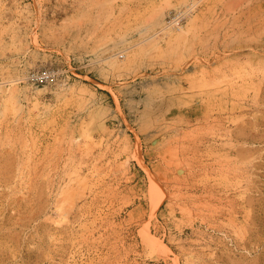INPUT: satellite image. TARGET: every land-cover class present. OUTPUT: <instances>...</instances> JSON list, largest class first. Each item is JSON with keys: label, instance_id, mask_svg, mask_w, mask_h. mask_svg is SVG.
Returning a JSON list of instances; mask_svg holds the SVG:
<instances>
[{"label": "rangeland", "instance_id": "rangeland-1", "mask_svg": "<svg viewBox=\"0 0 264 264\" xmlns=\"http://www.w3.org/2000/svg\"><path fill=\"white\" fill-rule=\"evenodd\" d=\"M0 264H264V0H0Z\"/></svg>", "mask_w": 264, "mask_h": 264}, {"label": "built area", "instance_id": "built-area-1", "mask_svg": "<svg viewBox=\"0 0 264 264\" xmlns=\"http://www.w3.org/2000/svg\"><path fill=\"white\" fill-rule=\"evenodd\" d=\"M189 11L190 10L172 13L166 21V26L180 27ZM72 73L70 67L66 68L65 66L59 65H48L30 71L28 80L37 87L46 85L64 86L69 83Z\"/></svg>", "mask_w": 264, "mask_h": 264}, {"label": "bare ground", "instance_id": "bare-ground-1", "mask_svg": "<svg viewBox=\"0 0 264 264\" xmlns=\"http://www.w3.org/2000/svg\"><path fill=\"white\" fill-rule=\"evenodd\" d=\"M146 234H147V237H149V239L152 240L153 242H155V243L159 242L158 239L155 238L153 235H151V233L149 231H147Z\"/></svg>", "mask_w": 264, "mask_h": 264}]
</instances>
